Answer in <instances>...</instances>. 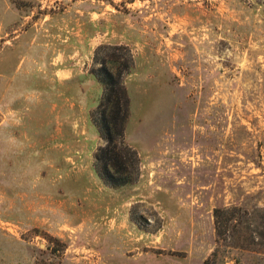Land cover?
<instances>
[{
  "label": "rangeland",
  "instance_id": "374dc122",
  "mask_svg": "<svg viewBox=\"0 0 264 264\" xmlns=\"http://www.w3.org/2000/svg\"><path fill=\"white\" fill-rule=\"evenodd\" d=\"M116 20L156 56L138 106L131 92L135 127L163 153L148 185L184 179L195 191L182 224L147 203L131 205L130 233L92 222L79 198L37 208L47 178L39 188L43 163L21 146L25 128L41 134L48 98L26 99L42 85L36 70L26 81L27 60L45 55L52 29L92 35ZM139 228L156 234L143 243ZM0 264H264V0H0Z\"/></svg>",
  "mask_w": 264,
  "mask_h": 264
},
{
  "label": "crops",
  "instance_id": "0c3cea01",
  "mask_svg": "<svg viewBox=\"0 0 264 264\" xmlns=\"http://www.w3.org/2000/svg\"><path fill=\"white\" fill-rule=\"evenodd\" d=\"M105 14L103 12L99 17ZM110 15L112 13L109 14V18ZM128 23V21L119 23L116 20L111 27L107 26L106 31L94 32L92 35L84 34L83 29L75 24L66 32L63 28L51 30L50 34H53L51 42L42 44L45 55L39 59L27 60L26 81H34V70H36L39 76L37 79L42 85L41 89L36 88L31 94L28 93L30 89L27 86L29 95H26V99H36L37 104L39 98L47 97L48 100L45 106L42 105L44 118L41 134L36 129L32 135L29 128H25L27 134L22 141L24 145L21 146V152L37 154V162L43 163L40 171L42 175H39L37 170L33 175L38 179L35 180L37 185L40 178H47L42 188L38 185L40 190L37 194L43 198L38 203L40 204L38 209L57 213L65 203L76 204L79 198L80 209L91 208L93 204L90 211L96 213L93 214L92 222L96 217L97 222L107 218L109 221L105 224L113 228L127 227V232L130 233L131 227L138 228L140 225L131 217L132 204L147 203L160 214L162 213L159 210L164 208L163 214L169 220L175 221L176 225L182 224L180 221L188 219V208L192 204L190 197L195 191L192 187L182 185L184 179L170 178L171 180L166 181L162 187L148 185L146 174L154 177V172L159 170L158 166L161 163L159 155L163 153L158 151V144L152 136H144L136 129L139 128L140 122L135 127L138 115L135 107L133 108L132 93L138 106L139 98L145 91V80L150 76L147 63L156 62V56L149 54L147 51L149 48L143 41H135L136 38H140L139 30L132 24L127 26ZM101 44L128 47L134 61L132 69L125 77V86L130 99L126 142L139 153L141 174L134 185L119 189L105 184L95 169V155L105 143L92 117L104 93V88L94 73L95 52ZM157 51L159 62L160 48ZM18 72L19 68L16 69L13 79L19 77ZM29 111L30 106L17 110L22 114ZM34 113L35 110L32 111V120L35 118ZM28 169L29 165L26 172ZM61 177H64L66 182L57 184V178ZM115 196L118 198L113 200ZM34 209L36 210V207H33ZM120 221H122L120 226H117V222ZM148 221L153 224L152 220ZM145 234L154 237L156 233L139 228L136 234L137 240H143L144 243ZM175 238L177 241L178 237Z\"/></svg>",
  "mask_w": 264,
  "mask_h": 264
},
{
  "label": "trees",
  "instance_id": "16d2710c",
  "mask_svg": "<svg viewBox=\"0 0 264 264\" xmlns=\"http://www.w3.org/2000/svg\"><path fill=\"white\" fill-rule=\"evenodd\" d=\"M99 60L101 67L94 73L104 93L92 117L105 143L95 155V169L105 184L119 189L135 184L141 174L139 154L126 142L130 99L123 78L133 57L125 46L102 45L96 50L95 62Z\"/></svg>",
  "mask_w": 264,
  "mask_h": 264
}]
</instances>
